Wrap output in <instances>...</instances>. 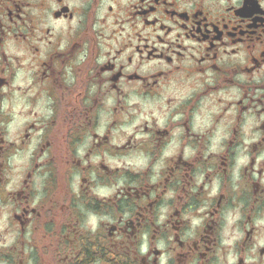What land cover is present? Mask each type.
I'll return each mask as SVG.
<instances>
[{"label":"flooded vegetation","instance_id":"flooded-vegetation-1","mask_svg":"<svg viewBox=\"0 0 264 264\" xmlns=\"http://www.w3.org/2000/svg\"><path fill=\"white\" fill-rule=\"evenodd\" d=\"M0 264H264V0H0Z\"/></svg>","mask_w":264,"mask_h":264}]
</instances>
